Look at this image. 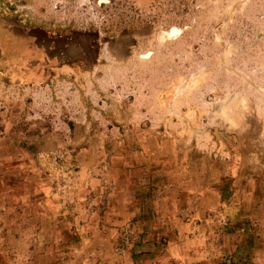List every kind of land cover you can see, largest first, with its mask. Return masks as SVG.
I'll return each instance as SVG.
<instances>
[{
	"label": "rangeland",
	"instance_id": "1",
	"mask_svg": "<svg viewBox=\"0 0 264 264\" xmlns=\"http://www.w3.org/2000/svg\"><path fill=\"white\" fill-rule=\"evenodd\" d=\"M225 154V191L240 169L246 191L206 213L191 264H264V0H0V264H65L109 233L111 175L142 199L157 168L181 199ZM170 205L120 234L166 251Z\"/></svg>",
	"mask_w": 264,
	"mask_h": 264
},
{
	"label": "crops",
	"instance_id": "2",
	"mask_svg": "<svg viewBox=\"0 0 264 264\" xmlns=\"http://www.w3.org/2000/svg\"><path fill=\"white\" fill-rule=\"evenodd\" d=\"M139 32H141V35L146 33L144 28H141ZM227 160L228 155L225 154L220 163L222 165L221 172L212 178L207 177L202 184L189 183L187 180L181 199H168V196L165 195V197L161 195V192L155 191L156 188H152V185L157 184L158 180L162 183L164 182L163 178L167 182L170 178L167 176L162 178L160 174H153L154 172L157 173V168L153 171L151 167H146V171L150 172L146 174L149 177L147 180L149 182L148 187L152 191L150 194L142 196V199L133 195L132 186H129L127 179L121 184L116 176L111 175L108 179L111 186H113L111 190L103 195L96 190L95 197L97 203L104 199L105 204L103 207L114 208L118 217L113 222L102 225L110 230L109 233L90 239L86 246L81 242L79 249L76 250V257L70 258V262L65 264H191L193 260H198L200 257L196 256L197 250L193 249H196L194 247L204 242L203 233L205 226L202 221L206 213L225 207L240 206L235 201H230V190L234 189L237 192L236 197L240 196L238 197L239 199L244 197V191H246L243 190V184L248 176L244 177L242 175V169L238 171L231 183L233 188L231 187L230 190L227 189L225 191L227 187L224 185V181L229 173V160ZM217 184L222 185L217 186ZM57 196L59 200L62 198L61 194ZM164 200L169 201L171 204L167 209L168 213H170L167 222L169 221L173 226L174 231L171 233L176 240H173V244L166 251L160 250L156 252L153 251V248H147L145 249L146 251H135V245L131 244L127 238L124 240L123 237L129 234L128 237H130L131 242L138 240L139 234H143L141 236L143 238L146 231L141 232L140 230H146L149 224L156 221L159 216V210H162H158V208H161ZM147 202L150 207H147ZM42 207H49V204H45ZM144 211L147 213L149 224L138 222L146 220ZM44 215L43 213L41 218L46 220V215ZM140 216L141 218H139ZM120 229L124 230L122 235L124 234L125 236L122 237ZM119 241H121L120 244L123 243L121 246H124L121 247L120 251L117 250ZM124 242L128 245L127 247ZM141 243L148 246L146 240L142 239ZM84 247L85 249L89 248V251H84ZM188 251L194 253L190 254Z\"/></svg>",
	"mask_w": 264,
	"mask_h": 264
},
{
	"label": "water",
	"instance_id": "3",
	"mask_svg": "<svg viewBox=\"0 0 264 264\" xmlns=\"http://www.w3.org/2000/svg\"><path fill=\"white\" fill-rule=\"evenodd\" d=\"M141 34V32H137V35ZM125 37H122L118 40H116L114 43H112L111 45V51L114 53L120 52L122 49H125V47L127 48V46L129 44H131V42H129V40L127 39H123ZM126 53V52H125Z\"/></svg>",
	"mask_w": 264,
	"mask_h": 264
}]
</instances>
